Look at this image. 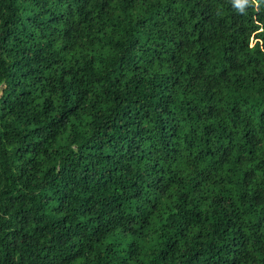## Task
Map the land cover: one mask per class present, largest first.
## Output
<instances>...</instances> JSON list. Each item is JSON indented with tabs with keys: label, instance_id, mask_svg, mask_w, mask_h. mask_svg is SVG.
<instances>
[{
	"label": "trees",
	"instance_id": "obj_1",
	"mask_svg": "<svg viewBox=\"0 0 264 264\" xmlns=\"http://www.w3.org/2000/svg\"><path fill=\"white\" fill-rule=\"evenodd\" d=\"M0 264H264V0H0Z\"/></svg>",
	"mask_w": 264,
	"mask_h": 264
}]
</instances>
